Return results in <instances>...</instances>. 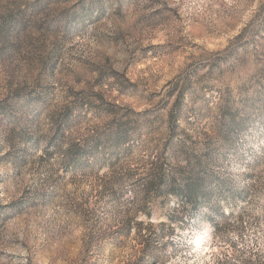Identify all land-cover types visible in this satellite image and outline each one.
Returning a JSON list of instances; mask_svg holds the SVG:
<instances>
[{
	"label": "rangeland",
	"instance_id": "1",
	"mask_svg": "<svg viewBox=\"0 0 264 264\" xmlns=\"http://www.w3.org/2000/svg\"><path fill=\"white\" fill-rule=\"evenodd\" d=\"M0 264H264V0H0Z\"/></svg>",
	"mask_w": 264,
	"mask_h": 264
},
{
	"label": "trees",
	"instance_id": "2",
	"mask_svg": "<svg viewBox=\"0 0 264 264\" xmlns=\"http://www.w3.org/2000/svg\"><path fill=\"white\" fill-rule=\"evenodd\" d=\"M69 158H71V156H69Z\"/></svg>",
	"mask_w": 264,
	"mask_h": 264
}]
</instances>
